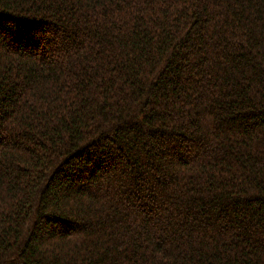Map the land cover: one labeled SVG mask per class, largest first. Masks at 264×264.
Segmentation results:
<instances>
[{
	"label": "trees",
	"instance_id": "obj_1",
	"mask_svg": "<svg viewBox=\"0 0 264 264\" xmlns=\"http://www.w3.org/2000/svg\"><path fill=\"white\" fill-rule=\"evenodd\" d=\"M0 264H264V0H0Z\"/></svg>",
	"mask_w": 264,
	"mask_h": 264
}]
</instances>
